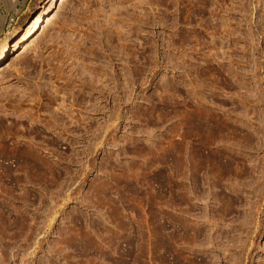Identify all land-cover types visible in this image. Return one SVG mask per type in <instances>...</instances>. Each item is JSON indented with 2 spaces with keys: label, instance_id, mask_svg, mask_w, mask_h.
Returning <instances> with one entry per match:
<instances>
[{
  "label": "rangeland",
  "instance_id": "374dc122",
  "mask_svg": "<svg viewBox=\"0 0 264 264\" xmlns=\"http://www.w3.org/2000/svg\"><path fill=\"white\" fill-rule=\"evenodd\" d=\"M40 1L0 0V41L10 38ZM79 77L86 87L77 91ZM126 79H131L130 87ZM23 90L28 102L16 106ZM197 101L244 129V137L228 135L223 148L235 153L240 146L252 172L247 188L254 192L264 183V0L47 2L35 25L0 64V144L6 153L0 160V264H177L174 257L164 259L166 217L172 231L178 223L208 226L205 218L192 217L205 207L192 199L190 175L183 179L181 205L175 188L183 182L181 111L191 117ZM63 104L75 117L63 120L70 124L65 123L68 132H63L61 120L53 121L62 116L58 107ZM79 124L87 132L82 139L73 131ZM29 152L39 162L34 171L15 162L16 155ZM232 181L226 179L222 186H239L234 193L244 203H238L236 215L217 219L222 223L220 230H211L214 244L172 232L171 248L197 258L178 264L231 263L229 253H235L227 239L238 237L234 229L250 200L246 181L242 187V181ZM262 201L257 212L251 210L252 223L260 220V225L241 244L243 257L250 254L241 264H264ZM206 209L215 214L212 202ZM218 239L226 240L222 247L230 252L214 249ZM206 253L218 260L198 261Z\"/></svg>",
  "mask_w": 264,
  "mask_h": 264
},
{
  "label": "bare ground",
  "instance_id": "6f19581e",
  "mask_svg": "<svg viewBox=\"0 0 264 264\" xmlns=\"http://www.w3.org/2000/svg\"><path fill=\"white\" fill-rule=\"evenodd\" d=\"M54 0H41L37 5H36V8L32 9L31 10V15L28 17L27 21L22 25V26H19L17 29L14 30V33L12 34V36L10 38H5L3 40L0 41V64L3 63V61H6L7 60V56L10 52V49L12 48L15 49L17 47V45L20 43V41L26 36V34L28 33V31H30V29L35 25L36 21L40 18V15L43 13L44 11V8H45V4L47 2H53ZM40 10V13L38 15H36V12ZM129 25V24H128ZM119 31V30H118ZM114 32V31H113ZM115 34V33H113ZM112 38V37H110ZM114 38V37H113ZM111 43V42H110ZM12 44V45H11ZM115 44V43H114ZM115 46V45H114ZM110 47V46H109ZM118 47V46H117ZM112 49V48H111ZM126 50V49H125ZM117 51V50H116ZM128 51V50H127ZM145 51V50H143ZM115 52V51H114ZM117 53V52H116ZM114 53V54H116ZM120 54V53H119ZM118 55V54H117ZM121 55V54H120ZM146 55V53H145ZM123 58V57H122ZM125 59V58H124ZM77 61V60H76ZM126 61V60H125ZM57 65V64H56ZM102 65V64H101ZM100 65V66H101ZM129 65V64H128ZM84 68V67H83ZM87 68V67H86ZM130 68V67H128ZM132 68V67H131ZM55 69V68H53ZM99 69V68H98ZM104 69V68H103ZM52 70V69H51ZM92 70V69H91ZM95 70V69H94ZM211 70V69H210ZM58 71L57 69L53 72H56ZM85 71V70H84ZM89 71V70H88ZM61 72V71H60ZM112 72V71H111ZM208 72V70H207ZM215 72V71H214ZM90 73V72H89ZM92 73V72H91ZM106 73V71H105ZM42 74V73H41ZM57 76L61 75L62 73L59 74L56 73ZM56 74L54 73V75L56 76ZM59 74V75H58ZM79 74V73H78ZM108 74V73H107ZM53 75V76H54ZM86 75V74H85ZM89 75V74H87ZM94 77H96V74L94 73ZM104 75V74H103ZM91 76V75H90ZM107 75H105L106 77ZM62 77V75L60 76V78ZM59 78V77H58ZM64 79V77H62ZM61 78V79H62ZM66 78H68V76H66ZM70 78V77H69ZM68 78V79H69ZM82 78V79H81ZM79 77V84H77V86L79 87H76L77 88V91L79 90H83L84 86L85 85V82H83V77ZM87 78V77H86ZM97 78V77H96ZM99 78V76H98ZM214 78V77H213ZM100 79V78H99ZM65 81V80H64ZM63 81V82H64ZM125 85L127 87H130L131 84H132V81L131 79H126L125 80ZM48 82V81H47ZM66 82H67V79H66ZM65 82V83H66ZM70 82V81H68ZM100 82V81H99ZM53 83V82H51ZM95 83V82H94ZM98 83V82H96ZM37 84V83H35ZM67 84V83H66ZM27 85V84H26ZM68 85V84H67ZM73 85V83H72ZM76 85V83H75ZM102 85V84H101ZM201 85V84H199ZM38 86V85H37ZM37 86L35 85L34 87H36V91L37 95L34 96L35 99L36 96H39L40 92L38 93V89L39 87L37 88ZM95 86V85H94ZM72 87V86H71ZM88 87V85H87ZM200 87V86H199ZM30 88V87H28ZM26 88V89H28ZM67 88V87H66ZM65 88V89H66ZM69 88H70V85H69ZM68 90H70L71 94H75L73 91V87L70 88ZM90 91L93 92V85L92 84H89V87ZM33 89V88H32ZM48 89H51V88H48ZM47 89V90H48ZM79 89V90H78ZM87 89V88H86ZM129 89V88H128ZM45 90V89H44ZM57 90V89H56ZM72 90V91H71ZM75 90V89H74ZM126 90V89H125ZM124 90V91H125ZM4 91V90H3ZM24 93L21 94L18 98V101H17V105H22L24 104V101H27L28 98L25 96V91L26 90H23ZM43 91V90H41ZM63 91V90H62ZM101 91V90H99ZM47 92V91H44V93ZM64 92V91H63ZM66 92V91H65ZM82 92V91H81ZM80 92V93H81ZM88 92V91H87ZM127 93H129V91H125ZM29 95L31 93V95L34 93L31 91V89H29ZM62 93V92H61ZM91 92H89L90 94ZM126 93V94H127ZM238 93V92H237ZM13 94V93H12ZM43 94V93H42ZM46 94H52V92H48ZM68 94V93H67ZM78 94V93H77ZM82 94V93H81ZM84 94V93H83ZM113 94V93H112ZM126 94L124 96H126ZM3 95V94H2ZM28 95V94H27ZM30 95V96H31ZM34 95V94H33ZM94 95V94H93ZM129 95V94H128ZM239 95V94H238ZM6 96V95H5ZM8 96V95H7ZM6 96V98H8ZM13 96V95H12ZM29 96V97H30ZM48 96V95H47ZM90 96V95H89ZM114 96V94H113ZM246 96V95H245ZM244 96V97H245ZM11 97V96H10ZM72 97V96H71ZM97 101V98H96V95L94 96H91V99ZM104 97V96H103ZM33 97H31V101L34 100ZM48 98V97H47ZM46 98V99H47ZM79 98V97H78ZM81 98V97H80ZM199 98V97H198ZM241 98V97H240ZM243 98V97H242ZM17 99V98H16ZM74 99V98H73ZM76 99V98H75ZM92 99V100H93ZM201 101V98H199ZM12 99H10L11 101ZM82 100V98H81ZM113 100V99H112ZM55 101V100H54ZM71 101V100H69ZM68 101V102H69ZM79 101V100H78ZM114 101V100H113ZM196 101V100H195ZM197 101V102H199ZM242 101V100H241ZM248 101V100H247ZM7 102V101H6ZM12 102H14L12 100ZM28 102V101H27ZM83 102H85L83 100ZM244 102V101H242ZM8 105H11L9 100H8ZM15 103V102H14ZM36 103V102H35ZM81 104V102H79ZM200 103H198V105L196 104V106L194 105V107L192 108L191 112L189 113H192L190 114L191 117H187V113L185 112L186 110H182L181 111V115H180V122H179V130H180V149L178 151L179 155V159H180V169H182V173L180 172V174H182V180L185 178L187 179L188 177H186V174L187 176L190 175V179L192 180V182H189L191 183L193 186L192 190L187 187V191L190 192L191 196L193 197L192 199H195L196 201H200V202H203V205H204V209L205 211H196V213H193L192 211V217L195 216L196 218H198L199 220H203L204 223H206L208 226H206V228H201L200 226L198 227L197 224H195L196 226H194V223L192 226L188 225V224H179L174 227L175 229L172 231L170 230L171 228V223H170V220H169V217L167 216L166 219H165V222L163 223L164 225V234L165 236L163 237L164 238V259L165 260H170L169 257H172L171 259H174L175 261H177V264H178V261H181L183 259H187V260H197V258H195L192 254L190 255L191 257H194V258H191V257H188L189 255H184L185 253H183L182 249H179L177 248L176 250L175 249H172L171 247V244H172V238H173V233H178L177 235L182 237L185 236V239H186V236L189 237L188 235H193L195 238H198V239H202L204 238L206 240V242H210L211 245L214 244V241L213 239L211 238V230H213V227H216V228H219L220 230V226L222 222L218 221L219 219L221 220L222 217H226L228 215H231L233 214L235 211H236V207H238V203L240 202L239 198L237 197V195L235 194L236 190L239 188V186H236V185H233L232 187H226L224 185V187L222 186V183L224 180H229V181H235L234 183H236L237 181V185H239V181H242V183H240L241 187H242V184L244 183L245 184V187L246 189L250 188L252 185L249 184L248 181H251L252 178L250 177L251 175V171H250V168H249V164H248V159H246L245 155L242 154V150L241 148H239V144L235 143L236 145H238L239 147L237 148V152L235 151V153H230L227 148H223L224 146V142L228 139V138H232V135L233 136H241V137H244L245 134L243 132V130L237 126V125H234L231 123H229V121L227 122V119H223L222 117H220L219 115H217L214 111L211 112L210 111V108H202L200 106ZM212 103V102H211ZM246 103V102H245ZM1 104V103H0ZM27 104V103H26ZM29 104V103H28ZM213 104V103H212ZM249 104V103H248ZM2 105V104H1ZM0 105V106H1ZM4 105V104H3ZM15 105V104H14ZM13 106V108H11V111L12 113H15V110L16 109L15 107ZM210 105V103H209ZM28 106V105H27ZM26 106V107H27ZM2 107V106H1ZM4 107V106H3ZM46 107V106H45ZM71 107V106H70ZM8 108V107H7ZM23 108V107H22ZM30 108V107H29ZM33 108V107H32ZM41 108V107H40ZM55 108V107H54ZM185 109V107H183ZM232 108L234 109V107L232 106ZM246 108V107H245ZM6 109V107L4 108V110ZM57 109V108H56ZM58 109L60 111V114L62 116H60L59 118L57 117H54L53 118V121L54 120H61L63 124V127L62 130L63 132H68L67 130V127L68 126H65V123L64 122V118L65 119H68L69 120H72L73 118V114L70 113V110L68 109V107H66L64 104L61 105L60 107H58ZM19 110V109H18ZM22 110V109H21ZM24 110H25V107H24ZM59 110H56V111H59ZM236 110V109H235ZM238 110V109H237ZM249 110V109H248ZM26 114L28 113L29 109L27 108L26 110ZM25 111L22 112L23 115H25ZM31 111H33L31 109ZM37 111V110H36ZM30 113V112H29ZM231 113V111H230ZM242 113V111H241ZM21 114V113H20ZM58 114V112H57ZM229 114V113H228ZM238 114V113H237ZM240 114V113H239ZM13 115V114H12ZM28 115V114H27ZM30 115V114H29ZM32 115V114H31ZM95 117V116H94ZM243 117V116H242ZM241 117V118H242ZM32 118V117H31ZM84 118V117H83ZM51 119V118H50ZM95 119V118H94ZM64 120V121H63ZM79 120V119H77ZM1 121V120H0ZM47 121V119H46ZM52 121V120H51ZM234 121V120H233ZM237 121V120H236ZM57 122V121H56ZM71 122V121H70ZM235 122V121H234ZM2 123V121H1ZM14 123V122H13ZM53 123V122H52ZM60 123V122H59ZM74 123V122H73ZM77 123V122H76ZM75 123V124H76ZM47 124V123H46ZM45 124V125H46ZM69 123H67L68 125ZM72 124V123H71ZM2 125V124H1ZM58 125V124H57ZM55 125V126H57ZM60 125V124H59ZM58 125V126H59ZM70 125V124H69ZM97 125V124H96ZM253 125V124H252ZM48 126V125H47ZM50 127V126H49ZM60 127V126H59ZM96 127V126H95ZM98 127V125H97ZM73 129V128H72ZM97 129V128H96ZM88 130V129H87ZM75 131V134L78 136L77 138H81L83 137L84 133H87L86 132V128L84 127H81L80 124L75 128L74 130ZM61 132V131H60ZM259 132V131H258ZM246 133V132H245ZM248 133V131H247ZM228 135L230 137H228ZM228 137V138H227ZM234 138V137H233ZM232 138V139H233ZM226 139V140H225ZM242 139V138H241ZM244 139V138H243ZM236 140V139H235ZM239 140V139H238ZM251 140V139H250ZM249 140V141H250ZM82 141V140H81ZM228 141H231V139H229ZM227 141V142H228ZM234 141V140H233ZM252 141V140H251ZM2 142V141H1ZM237 142V141H236ZM239 142V141H238ZM242 142V141H241ZM250 143V142H249ZM71 144V143H70ZM232 144V143H231ZM253 144V143H252ZM64 145V144H63ZM179 145V144H178ZM251 145V144H250ZM66 146V145H65ZM226 146V145H225ZM252 146V145H251ZM49 147V146H48ZM47 147V148H48ZM68 148V145L66 147H64V149ZM49 149V148H48ZM252 149V148H251ZM20 152V151H19ZM22 152V151H21ZM27 152V151H26ZM244 152V151H243ZM30 153L32 152H29V155L27 154L26 155H23V156H18L16 155V158L18 157V159L15 160V162L18 164V161L22 164H25L28 168L32 169L34 171V169L36 170L38 167V160L35 156L31 155ZM6 153H3L2 151V148H1V144H0V160L1 161H4V159H6ZM33 154V153H32ZM245 154V153H244ZM15 158V156H13ZM20 158V159H19ZM168 160V159H167ZM1 161H0V164H1ZM170 162V161H169ZM262 162V161H261ZM168 164V163H167ZM166 164V165H167ZM1 167V165H0ZM168 170V169H167ZM170 175V174H169ZM169 175H165L166 176V180H165V188H166V193L168 194L171 190V183H170V178L168 179V176ZM254 175V174H253ZM255 176V175H254ZM170 177V176H169ZM251 178V180H247L248 178ZM258 177V176H257ZM17 178V177H16ZM255 178V177H254ZM231 179V180H230ZM184 180L183 182H179L176 184L175 188H176V191L179 193V197H178V201H179V204H183V198L181 197V195H183V192H185L184 190L185 187H184ZM257 180V179H256ZM189 181V180H187ZM232 181V182H233ZM255 181V180H254ZM183 183V184H182ZM248 183V184H247ZM254 183V182H253ZM188 184V183H187ZM260 184V183H259ZM247 185V186H246ZM249 185V187H248ZM257 185V184H255ZM190 186V184H189ZM258 186V185H257ZM260 186V187H259ZM258 188H254L255 191H250L249 189L248 190H245V194L248 198H250L249 202L247 204H245V210H244V213L241 217V220H239L240 224H238L239 226L235 227V231L238 232V237L234 238L233 239V235H232V238L230 237V239H227V247L229 246V248H232L234 249V253H232V251L230 252V250L228 251L227 247L226 248H223V242L222 240H225V239H222L221 242L220 240L218 239V242L215 241V245H213L214 249H217L220 247V249L222 250H225L227 249L230 256V259L231 260V263L230 264H241V260L244 259V261L246 259H250V254H244L245 256L243 257V253H242V249L243 247L241 248V244H244L245 243V240H249V231L251 233V230H253L254 228V232H255V229H258L259 225H260V220H258L259 222H255L254 221V224L252 223V217L250 218L251 216V210L252 208H255L254 211L257 212V210L259 209V207L261 206V204L259 203L260 200H263L262 202L264 203V183H262V185H259ZM248 187V188H247ZM243 188H244V185H243ZM242 188V189H243ZM251 188V189H252ZM206 189V190H205ZM258 189V190H257ZM214 190V194H212V191ZM244 190V189H243ZM253 190V189H252ZM235 192V193H234ZM186 193V192H185ZM185 193H184V196H185ZM242 193V192H241ZM244 193V192H243ZM238 194V193H237ZM167 196V195H166ZM165 196V197H166ZM170 196V195H168ZM167 196V197H168ZM183 196V197H184ZM166 197V198H167ZM188 197V196H187ZM243 198V197H242ZM246 198V197H245ZM194 201V200H193ZM166 206H168V198L166 200ZM208 202H212L213 204V207L214 209V213L217 214L220 216L217 217V215L214 217V215H209L207 214V209L208 208ZM241 203H244V202H240ZM188 204V203H187ZM201 204V203H200ZM239 204V205H240ZM248 205V207L246 206ZM200 207V205H198ZM189 207V206H188ZM187 207V208H188ZM194 207V206H193ZM242 207V208H243ZM186 208V207H185ZM186 208V209H187ZM195 208V207H194ZM193 208V209H194ZM203 208V207H202ZM181 209V208H180ZM189 210V209H188ZM192 210V209H191ZM201 210V209H200ZM203 210V209H202ZM240 210V209H239ZM210 212V211H209ZM188 213V211L186 212ZM236 215V213H234ZM240 215V214H239ZM232 216V215H231ZM253 217H255L253 215ZM219 218V219H218ZM238 218V217H237ZM263 218V217H262ZM213 219V220H212ZM218 219V220H217ZM240 219V218H239ZM249 219H251L249 221ZM224 221V220H222ZM175 222V221H174ZM193 222V221H192ZM220 222V224H219ZM229 222V221H228ZM231 222V221H230ZM253 224V226H251L252 228H250L248 225H251V223ZM199 224V223H198ZM235 224V223H234ZM233 224V225H234ZM225 225V224H224ZM228 225V224H227ZM232 225V224H231ZM175 226V225H174ZM236 226V225H234ZM228 228V227H227ZM249 230H248V229ZM251 229V230H250ZM218 230V229H217ZM229 231V230H228ZM232 231V230H230ZM225 233V232H224ZM256 233V232H255ZM222 234V233H221ZM230 234V233H229ZM227 234V235H229ZM231 235V234H230ZM203 236V237H202ZM226 236V235H225ZM192 237V238H194ZM219 238V236H218ZM224 238V237H222ZM195 240V239H194ZM216 240V239H215ZM174 241V239H173ZM183 241V240H182ZM185 241V240H184ZM226 241V240H225ZM229 241H231V243L228 245ZM250 241V240H249ZM188 242V241H187ZM242 242V243H241ZM252 242V241H251ZM207 243V244H208ZM226 243V242H225ZM203 244V243H202ZM205 244V243H204ZM245 245V244H244ZM223 246V247H222ZM243 246V245H242ZM222 247V248H221ZM247 247V246H246ZM245 248V247H244ZM191 249V248H190ZM212 248H210L209 250H214ZM219 249V250H220ZM218 250V249H217ZM220 250V251H221ZM182 251V252H181ZM244 252V251H243ZM249 252V251H248ZM204 253V252H203ZM209 253V251H208ZM215 253V252H214ZM194 254V253H193ZM216 254V253H215ZM215 254H207V256H201L200 259L198 261H205V259H207L206 257H209V261L211 259H213V257L215 258V260L217 259V255L215 256ZM226 254V253H225ZM174 257V258H173ZM199 257V256H198ZM190 258V259H189ZM219 258V257H218ZM228 259V258H227ZM173 260V262H174ZM215 260H213L215 263ZM218 260V259H217ZM185 261V260H184ZM208 261V260H207ZM206 261V262H207ZM189 262V261H187ZM211 262V261H210ZM228 262V261H227ZM230 262V261H229ZM181 263V262H180ZM191 263H193V261H191ZM209 263V262H208ZM169 264V262H168ZM262 264V263H261Z\"/></svg>",
  "mask_w": 264,
  "mask_h": 264
}]
</instances>
